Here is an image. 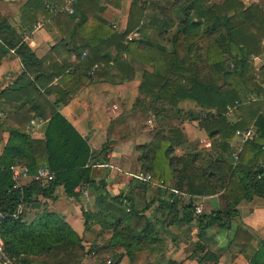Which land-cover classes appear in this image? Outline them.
<instances>
[{"label":"trees","instance_id":"obj_1","mask_svg":"<svg viewBox=\"0 0 264 264\" xmlns=\"http://www.w3.org/2000/svg\"><path fill=\"white\" fill-rule=\"evenodd\" d=\"M54 1L64 4V0H30L21 9L35 14V22L43 17L50 20L65 44L72 46L78 63L70 70L57 63L55 48L39 58L24 37L0 15V65L14 52L23 67L14 85L0 91V99L12 105L10 115L3 116L6 110L0 104L3 114L0 128L10 132L0 158V212L4 215L0 231L7 255L18 264H82L86 256L95 253V247L84 245L83 238L62 215L44 211L27 222L22 218L23 210L14 217L20 205H36V195L49 199L60 187L70 199H78L83 187L96 195L94 209L83 211L85 230L89 231V222L96 219L103 232L111 231L110 245L114 246L111 264H119L125 254H118L115 246L131 257L136 249L159 241V233L146 216L156 202L146 199L149 182L135 179L136 188L131 189V194L111 195L105 180L97 181L93 176L97 165L108 163V152H94L88 139L62 113L63 107L95 82L128 81L132 69L126 66L124 55H127L153 69L145 68L140 89L143 98L136 103L144 116L154 101L159 100L181 114L179 103L191 100L203 108L202 127L210 138L220 134L218 152L213 146L216 153L210 157L196 152L178 159L173 156L174 148L184 138L182 131L173 127L158 148H153L151 164L146 168L151 171L153 183L174 187L170 201L157 200L164 210L162 225L191 223L196 219L199 241L193 256L199 264L218 261L202 243L205 234L215 225L228 229L222 218L239 215L237 207L242 201L264 199V82H258L255 66V61L264 56V8L256 4L247 7L241 0H152L158 13L145 22L147 0H133L128 28L118 34L96 16L100 8L93 0H75L74 14L52 15L46 3ZM78 11L82 15L80 21ZM155 27L161 32L175 29L170 48L145 38L128 39L136 30L145 32ZM206 40L208 46L203 43ZM201 45L204 54L199 52ZM111 47L119 51L113 64L105 54ZM201 65L210 68L212 76H203ZM114 69H118L115 75L111 74ZM40 93L51 97L56 109L41 140L28 133L37 113V106L31 102ZM250 96L255 100L250 101ZM229 107L236 108L234 113L240 115L233 124L228 123L226 116ZM250 128L255 129V137L245 142L240 152H234L231 143L237 131ZM23 160L32 178L18 186L11 168ZM40 167L48 168L53 180H35ZM175 192L189 195L190 199L185 203ZM221 192L228 203L226 211L196 214L194 200ZM244 235L237 228L231 241L239 243ZM248 264H264V240H259Z\"/></svg>","mask_w":264,"mask_h":264},{"label":"crops","instance_id":"obj_2","mask_svg":"<svg viewBox=\"0 0 264 264\" xmlns=\"http://www.w3.org/2000/svg\"><path fill=\"white\" fill-rule=\"evenodd\" d=\"M28 1L30 0H0V15L16 29L18 34L24 37L25 42L39 58H44L52 48H55L57 63L66 66L69 70L72 69L78 63L77 57L71 52L72 46L65 44L63 37L50 20L43 17L35 22L37 17L35 14L32 16L28 11L24 12L21 9ZM70 1L71 6L75 9V0ZM93 1L100 8L97 17L112 26L116 33L123 34L126 32L133 0ZM220 1L211 0V2ZM241 1L247 7L256 4L264 8V0ZM147 3L148 10L145 22H149L152 16L158 13L152 0H147ZM49 4L46 3V8ZM165 4L171 5L167 2ZM28 10L31 11L29 8ZM77 14V21H80L82 15L80 12ZM173 34V29H165L161 32L158 27H155L147 29L145 32L136 30L128 36V39L145 38L170 48L169 42L163 43L161 40L168 39L171 41ZM118 53L116 47H111L105 54L110 57L111 64H113ZM124 56L128 61L126 66L132 69L128 81L122 84L95 82L62 108L63 115L88 139L94 152L99 154L103 151L108 152V163L97 165L93 176L97 181L104 179L113 196L131 194V189L136 188L134 185L136 175H151V171L148 173L143 169L150 166L153 148H158L164 136H169L168 130L171 128H179L184 138V142L174 148L173 156L178 159L196 152H201L205 157H210L211 154L216 153L213 146L218 152L217 143L220 140V134L210 138L202 127L205 117L204 110L191 100H184L179 103L178 109L182 110L181 114L170 109L168 105L159 100L154 101L146 110L147 115L144 116L143 110L136 108V103L143 98L140 89L144 70L145 68L151 71L153 69L132 60L130 56ZM259 58L261 59L255 61L256 75L258 82L263 83L264 56ZM117 72L118 69H114L111 74L115 75ZM22 73L23 67L20 59L14 52H11L2 60L0 65V91L13 86ZM250 97H248L250 101L255 100L252 96ZM43 102L51 103L50 115L35 117L28 127V133L34 139L40 140L44 139L45 126L56 110L52 100L45 95L43 97L37 96L34 99L36 105L43 104ZM0 104L6 110L5 115L0 114V118L2 115L9 116L12 105L6 99H0ZM226 116L229 119V124H233L240 118L238 113L227 114ZM9 139L10 132L0 128V158ZM214 140H216L215 145ZM243 145L242 139L236 135L231 143V149L238 153ZM17 166L26 167V162L23 160ZM26 181L23 184H26ZM175 181L173 180L171 184L174 185ZM172 188L174 187L160 185L152 181L148 183L146 199L148 202H156L146 212V216L152 222L155 231L159 233L160 239L156 244L147 245L143 249H136L131 257L126 255V251L120 247L122 253L125 254L119 264H199L198 258L193 256V250L199 241L198 221L193 219L191 223H175L167 226H163L161 223L164 210L157 200L170 201ZM132 195L135 197L134 191ZM178 198H181L180 200L185 203L188 202V199L183 196H178ZM202 199L208 200L207 209L210 211L227 210L228 203L223 192L211 196L206 195ZM35 200L37 204L33 207L36 209L32 213L39 212L41 214L48 211L62 215L83 238L84 245H96V253H94L96 258L93 261L98 262L103 254L106 255L108 251L114 248L110 245L113 235L111 231L103 232L101 225L96 224L92 225L89 231L85 230L83 211H88L89 208L93 210L96 200V195L88 191L86 187L82 188V194L78 199L68 198L63 188L60 187L51 198L36 195ZM237 210L239 215L232 218L233 222L227 225L228 229H220L218 225H215L205 234L202 243L207 251L216 255L218 261H203L202 264H248L259 240H264V199L255 197L252 201H242ZM217 227L218 231L215 230ZM237 228H241L246 235L239 238V243H233L231 239ZM215 233L221 237H215ZM247 236H250L251 239L249 240ZM119 253L121 252L119 251Z\"/></svg>","mask_w":264,"mask_h":264},{"label":"built area","instance_id":"obj_3","mask_svg":"<svg viewBox=\"0 0 264 264\" xmlns=\"http://www.w3.org/2000/svg\"><path fill=\"white\" fill-rule=\"evenodd\" d=\"M47 10L52 15H57L60 12H67L69 14H74L75 12V9L71 6L70 0H64V4H62L59 1L52 2L49 5H47ZM235 109L236 108L234 107H229L228 114L234 113ZM236 135L242 139V142L244 144L245 142L252 140L255 137L256 132L254 128H250L249 130L246 131L239 130L237 131ZM234 158L237 160V154L234 155ZM11 170L13 172V179L16 181L18 186H21L24 181L32 178V176H30L29 174V169L25 166H13ZM33 178L37 181H51L53 180V174L48 168L40 167L37 170V174ZM135 178L143 182L151 181V175L139 174L136 175ZM175 193L180 197L183 196L188 200L190 199L189 195L180 192H175ZM194 206L196 208V214L199 215L203 213L202 205L199 202H194ZM22 212H23V205H20L18 212L14 215V217H18L19 215H21ZM3 217L4 215L0 212V224ZM90 256H93V254H91ZM0 264H18L16 259L11 258L7 255L5 245L1 237V231H0ZM107 264H111V260H108Z\"/></svg>","mask_w":264,"mask_h":264},{"label":"rangeland","instance_id":"obj_4","mask_svg":"<svg viewBox=\"0 0 264 264\" xmlns=\"http://www.w3.org/2000/svg\"><path fill=\"white\" fill-rule=\"evenodd\" d=\"M174 32H175V29L173 30ZM158 41H159V39H158ZM161 42H163V43H168L169 42V44H170V41L168 40V39H164V40H161ZM203 43H205L206 44V46H208L209 45V43H208V40H206V41H204ZM208 44V45H207ZM207 48V47H206ZM202 52V54H204V49H203V47H202V45L200 46V48H199V52ZM201 69H202V72H203V76H205L206 75V77H208V76H212V73H211V71H210V68H208V67H205V66H203V65H201ZM44 96L45 95V93H40L39 95H37V96ZM37 96H35V98L37 97ZM48 99H50V100H52V98L51 97H49L48 95H45ZM34 98V99H35ZM34 99H33V101L31 102V104H33V105H36V104H34ZM51 103H48V102H43V104H40V105H36L37 106V113L39 114V115H41V117H45V115H50V111H51V105H50ZM37 113H35V117H39L40 118V116L37 114ZM166 131V130H165ZM217 140V139H216ZM216 140H214V145H215V142H216ZM192 144V143H191ZM180 151V150H179ZM181 152V151H180ZM202 155H203V153H201ZM143 170H146V168H144ZM29 182V180L28 181H26V183H28ZM193 202H199L201 205H202V211H203V213L202 214H204L205 212L206 213H210L211 211L210 210H208L207 209V206H208V200L206 199V200H204V199H196V200H194ZM127 204L128 205H130V202L128 201L127 202ZM34 209H36V208H34L33 207V205L31 204V205H27V204H24V206H23V210H24V213H23V219L24 220H26L27 222H31L32 220H34L35 218H36V214L38 215V214H40L39 212H37V213H32L33 212V210ZM88 210H92V209H88ZM206 210V211H205ZM27 213H30V215H27ZM98 218H99V216H98ZM94 219V218H93ZM99 219H102V217H100ZM95 221H96V219H95ZM95 221H92V222H89L91 225L90 226H92V225H94V224H96V225H99L98 223H96ZM222 221H224L227 225L230 223V224H232V222H233V219L231 218V219H228V218H222ZM100 226V225H99ZM101 227V226H100ZM220 229H221V227H220ZM215 230H217L218 231V227L215 229ZM102 231V230H101ZM214 236L215 237H221L218 233H215L214 234ZM95 247V249H96V245H88L87 247L89 248V247ZM94 249V252L96 253V250ZM93 250V249H92ZM111 251H112V249L110 250V251H108L107 252V254L105 255V254H103V257L102 258H100V260L98 261V262H96V261H93L96 257H95V255L93 254V256H86V258L84 259V261L82 262V264H107V261L108 260H110V259H112L113 261H114V256H113V254H111ZM115 251L118 253V254H120L119 253V251L122 253L123 251L121 250V248L119 247L118 248V246H115Z\"/></svg>","mask_w":264,"mask_h":264}]
</instances>
